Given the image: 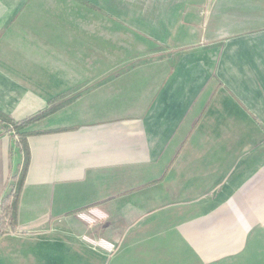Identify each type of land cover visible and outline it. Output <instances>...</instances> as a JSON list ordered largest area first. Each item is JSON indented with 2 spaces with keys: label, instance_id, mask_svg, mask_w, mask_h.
I'll list each match as a JSON object with an SVG mask.
<instances>
[{
  "label": "crops",
  "instance_id": "crops-1",
  "mask_svg": "<svg viewBox=\"0 0 264 264\" xmlns=\"http://www.w3.org/2000/svg\"><path fill=\"white\" fill-rule=\"evenodd\" d=\"M51 104L0 264L264 257V0H0V112Z\"/></svg>",
  "mask_w": 264,
  "mask_h": 264
},
{
  "label": "trees",
  "instance_id": "trees-1",
  "mask_svg": "<svg viewBox=\"0 0 264 264\" xmlns=\"http://www.w3.org/2000/svg\"><path fill=\"white\" fill-rule=\"evenodd\" d=\"M58 106L51 104L37 114L24 119H14L10 115L0 112V125L4 127L5 131L10 132L11 129L14 130L17 136L16 146L23 156L22 165L16 173L10 175L8 192L0 202V229L2 231L6 225L10 226L12 230H15L17 227L18 204L30 159L27 137L31 134L46 133V131H27L25 128L55 112Z\"/></svg>",
  "mask_w": 264,
  "mask_h": 264
},
{
  "label": "rangeland",
  "instance_id": "rangeland-1",
  "mask_svg": "<svg viewBox=\"0 0 264 264\" xmlns=\"http://www.w3.org/2000/svg\"><path fill=\"white\" fill-rule=\"evenodd\" d=\"M96 247L98 245H95ZM100 247V246H98ZM255 247V244L254 243H250L248 245V248L247 250L243 253V255L246 253L245 256L243 257H237L235 262H241V263H244V264H264V257L263 255H261L257 250L256 251H253L252 248ZM261 248V247H260ZM82 257H84V255L81 254L80 250L78 247L74 246V255L72 256V260H71V264H82ZM128 258L129 256L128 255H124V258L122 260V264H129L128 262ZM104 263V262H103ZM68 264V262L66 263ZM109 264H112L111 261H109Z\"/></svg>",
  "mask_w": 264,
  "mask_h": 264
},
{
  "label": "built area",
  "instance_id": "built-area-1",
  "mask_svg": "<svg viewBox=\"0 0 264 264\" xmlns=\"http://www.w3.org/2000/svg\"><path fill=\"white\" fill-rule=\"evenodd\" d=\"M9 127H10V125H9ZM10 133L13 135V137H14V140H15V141H17V136L15 135V133H14V130H13V129H11V130H10Z\"/></svg>",
  "mask_w": 264,
  "mask_h": 264
}]
</instances>
